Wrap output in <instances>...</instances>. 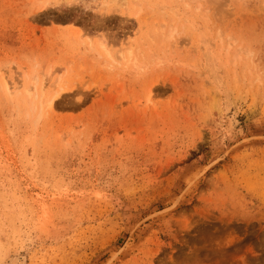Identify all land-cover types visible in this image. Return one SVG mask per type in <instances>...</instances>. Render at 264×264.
<instances>
[{
    "label": "rangeland",
    "instance_id": "374dc122",
    "mask_svg": "<svg viewBox=\"0 0 264 264\" xmlns=\"http://www.w3.org/2000/svg\"><path fill=\"white\" fill-rule=\"evenodd\" d=\"M14 259L264 264V0H0Z\"/></svg>",
    "mask_w": 264,
    "mask_h": 264
},
{
    "label": "bare ground",
    "instance_id": "6f19581e",
    "mask_svg": "<svg viewBox=\"0 0 264 264\" xmlns=\"http://www.w3.org/2000/svg\"><path fill=\"white\" fill-rule=\"evenodd\" d=\"M61 90V89H60ZM63 90V89H62ZM63 91H65V90H63ZM62 91V92H63ZM61 92V93H62ZM43 93V92H42ZM59 93H60V91H59ZM61 93L60 94H58L57 96H59V95H61ZM45 94V93H44ZM43 94V95H44ZM37 95V94H36ZM38 98V97H37ZM42 98H43V96H42ZM45 98V97H44ZM39 99V98H38ZM55 99H57L56 98V95L55 96H53L52 98H47L46 99V101H45V103L43 104V106H45V108L47 107V108H49V109H51L54 105V101H55ZM42 101V100H41ZM40 101V102H41ZM44 102V101H43ZM43 109V108H42ZM11 264H24V262L21 260H19V259H14V261H12L11 262Z\"/></svg>",
    "mask_w": 264,
    "mask_h": 264
}]
</instances>
